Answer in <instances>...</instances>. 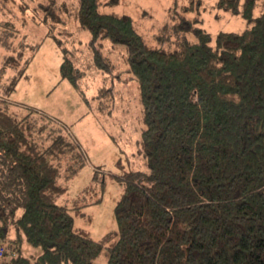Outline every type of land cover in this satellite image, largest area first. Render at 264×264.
<instances>
[{
    "label": "trees",
    "instance_id": "trees-1",
    "mask_svg": "<svg viewBox=\"0 0 264 264\" xmlns=\"http://www.w3.org/2000/svg\"><path fill=\"white\" fill-rule=\"evenodd\" d=\"M119 2L74 5L102 73L119 75L103 40L124 46L123 71L137 81L142 103L146 167L115 174L122 184L117 228L100 238L76 218L102 197L59 201L86 163L80 144L63 122L7 96L27 76L29 51L40 43L27 42L12 22L0 23V76L14 72L0 87V264H97L102 252L109 264H264V0H216L215 7L248 23L217 34L203 27V0L175 1L156 43L131 15L103 9ZM38 6L47 36L61 44L55 27L67 33L70 4ZM61 48V77L81 90L87 70ZM100 172L95 168L92 181L104 192L107 175Z\"/></svg>",
    "mask_w": 264,
    "mask_h": 264
},
{
    "label": "rangeland",
    "instance_id": "rangeland-1",
    "mask_svg": "<svg viewBox=\"0 0 264 264\" xmlns=\"http://www.w3.org/2000/svg\"><path fill=\"white\" fill-rule=\"evenodd\" d=\"M41 1L48 0H10L7 3L0 0V23L12 22L27 42L40 43L35 51H29L31 61L26 70L27 76L7 96L63 122L70 136L80 144L86 163L68 181V190L59 201L72 203L78 198L81 203H85L102 197L100 202L85 207L86 214L83 217L76 218L78 225L90 230L95 238H100L105 232L117 228L114 207L121 195L122 184L115 174L121 173L123 169L146 167L145 159L139 152L144 124L138 83L123 71L127 64L122 45L114 46L105 39L102 47L104 55L118 66L119 75H106L94 64L88 45L90 31L74 17L76 0H67L71 6L69 10L73 13L65 26L67 33L63 28L55 27L56 35L61 37V44L55 37L47 36L49 26L41 21L43 15L38 9ZM175 1L182 5L190 0H120L118 4L103 9L131 15L139 31L150 42L156 43L154 34L168 20L169 8ZM215 2L203 0L200 17L206 30L217 34L219 31H242L248 26L247 20L241 15L218 9ZM24 5H28V9L22 10ZM62 46L68 48V57L87 70L80 80L81 90L61 77L60 64L64 57ZM5 53L0 45V68ZM13 73L12 68H9L0 76V87ZM112 85V92L103 89ZM101 92L104 94L101 95ZM119 160L121 165L117 164ZM95 168L102 171L100 174L107 175L104 192L99 181H92ZM96 262L109 264L107 254L102 252Z\"/></svg>",
    "mask_w": 264,
    "mask_h": 264
},
{
    "label": "built area",
    "instance_id": "built-area-1",
    "mask_svg": "<svg viewBox=\"0 0 264 264\" xmlns=\"http://www.w3.org/2000/svg\"><path fill=\"white\" fill-rule=\"evenodd\" d=\"M4 251V247L0 245V253Z\"/></svg>",
    "mask_w": 264,
    "mask_h": 264
}]
</instances>
